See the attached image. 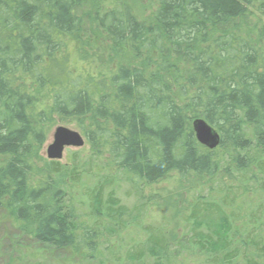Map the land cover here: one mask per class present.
Segmentation results:
<instances>
[{
	"label": "trees",
	"instance_id": "obj_1",
	"mask_svg": "<svg viewBox=\"0 0 264 264\" xmlns=\"http://www.w3.org/2000/svg\"><path fill=\"white\" fill-rule=\"evenodd\" d=\"M141 1L152 7L148 20L127 0L100 2L90 15L88 0H0V211L80 260L109 262L111 240L126 244L139 231L113 262L169 264L176 253L264 264V25L257 38L247 30L250 16L264 22V0ZM86 22L108 41V69L94 55V69L69 67L67 49ZM31 87L50 97V113L88 119L89 171L79 151L66 160L69 174L60 160L38 166L48 117ZM196 118L219 132L218 147L197 141ZM172 174L229 178L191 189L185 232L173 241L144 217L146 190ZM58 176L92 186L79 197L56 188ZM126 184L134 206L120 196Z\"/></svg>",
	"mask_w": 264,
	"mask_h": 264
},
{
	"label": "rangeland",
	"instance_id": "obj_2",
	"mask_svg": "<svg viewBox=\"0 0 264 264\" xmlns=\"http://www.w3.org/2000/svg\"><path fill=\"white\" fill-rule=\"evenodd\" d=\"M132 6L133 11L138 15L139 18L148 20L151 15L152 7L148 2H142L141 0H127ZM100 2L108 4L109 0H88L85 5L84 14L90 15L95 8L96 4ZM90 20V19H87ZM249 32H254L255 35L258 29H261L264 25L263 20L259 19L256 15L250 16V20L247 19ZM87 29L81 33V43L72 42L71 46L67 49L69 56V67L74 71L78 72L86 69H94L96 64H93L92 59L94 56H99V61H104L103 70H105L109 64L107 60L112 54L109 47L108 41L105 35L95 28L91 22H86ZM243 30L244 26L242 27ZM114 58V57H113ZM117 60H114V63ZM121 62L125 63L129 61L131 64H138V59L124 56L120 57ZM178 66L182 67L180 63ZM156 66H152L151 69H155ZM108 69V68H107ZM31 91L36 93L40 100H38V108L45 109L48 120L44 123V128L47 131L46 141L39 151L38 158L36 160L38 166L41 168L46 161H50L47 156V148L54 141L55 130L60 126L68 127L72 130L78 131L84 136L85 144L82 147H70L65 148L64 156L60 160L65 167V171L69 174L70 166H68L67 158L71 156L73 152L79 151L82 158V169L89 171V163H84L86 157L92 153L91 145L88 143L84 132L81 129L82 125L88 126L89 121L86 118L80 119H68L64 120L56 114L50 113V97L42 93V90L36 87H31ZM175 91H178L175 88ZM177 93V92H176ZM177 95V94H176ZM179 97V96H177ZM108 163V162H106ZM107 171H110V167L106 166ZM109 169V170H108ZM38 172V171H37ZM112 172V170L110 171ZM175 175H170L164 178L159 183L155 184L152 188H148L145 192L147 195L144 200L149 202V207L145 208V220L147 222H153L159 226L169 240L173 241L183 236L185 232L186 224L185 217L188 216L189 208L193 196H191V189L195 188L199 190L203 186H213L221 177L222 182H229V178L223 174H219L214 179H207L203 177L201 179L191 178L184 179L179 182L174 178ZM57 183L56 188L67 187L70 191H77L78 196H82L86 192V188L92 186L91 181H85L84 185H76L70 182V180L63 176L56 177ZM219 182V181H218ZM217 182V183H218ZM205 191V195H206ZM203 193V192H199ZM198 193V194H199ZM197 194V195H198ZM120 196L124 202L129 206H134L138 203V199L135 196L134 190H129V186L126 184L120 191ZM208 198H211L208 195ZM29 229L24 227V224L20 222H14L5 212L0 211V264H103L98 259L80 260L71 255L67 250H56L52 247H48L45 244L35 242L34 239L27 232ZM30 232V231H29ZM130 232V230H129ZM141 232L132 231L128 237L126 244H119L114 240L109 244V255L107 261L104 264H117L113 262L114 253L124 251L130 246L134 245L135 239L140 237ZM139 239V238H138ZM106 259V258H105ZM169 264H201V261L192 255H177L176 253L171 255Z\"/></svg>",
	"mask_w": 264,
	"mask_h": 264
},
{
	"label": "water",
	"instance_id": "obj_3",
	"mask_svg": "<svg viewBox=\"0 0 264 264\" xmlns=\"http://www.w3.org/2000/svg\"><path fill=\"white\" fill-rule=\"evenodd\" d=\"M192 128L200 144L209 149H215L219 146L221 141L219 132L204 119H194ZM84 144L85 138L80 132L60 126L55 130L53 143L47 148V156L50 160H61L64 156L65 148L82 147Z\"/></svg>",
	"mask_w": 264,
	"mask_h": 264
}]
</instances>
